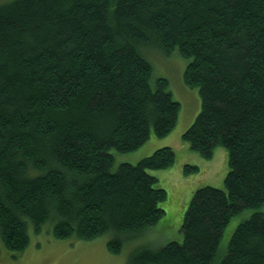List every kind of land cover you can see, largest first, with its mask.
Wrapping results in <instances>:
<instances>
[{
  "label": "trees",
  "instance_id": "obj_1",
  "mask_svg": "<svg viewBox=\"0 0 264 264\" xmlns=\"http://www.w3.org/2000/svg\"><path fill=\"white\" fill-rule=\"evenodd\" d=\"M150 50L188 59L200 109L182 136L204 158L225 146L229 169L223 187L194 190L181 240L138 245L127 264H264V0H0V243L13 254L29 224L56 238L110 233L119 252L164 214L149 170L172 166V147L115 166L110 151L176 123Z\"/></svg>",
  "mask_w": 264,
  "mask_h": 264
},
{
  "label": "rangeland",
  "instance_id": "obj_2",
  "mask_svg": "<svg viewBox=\"0 0 264 264\" xmlns=\"http://www.w3.org/2000/svg\"><path fill=\"white\" fill-rule=\"evenodd\" d=\"M147 56L152 62L154 73L168 79L172 96L179 102L177 124L175 123L176 126L174 125L163 136L151 134L134 150L110 149V151L115 166L120 162L135 164L158 147L164 145L172 147L175 152V163L168 168L149 170L158 177L156 184L166 190V198L160 203L164 208V214L154 226L147 229L146 233L143 231L131 237V240L125 241L119 252H111L108 249L110 233H103L92 239L56 238L50 229H45V226L40 232L35 233L29 224L30 239L22 252L13 254L0 243V264H127L132 249L138 245L159 247L169 240H181L180 226L183 214L196 188L202 185L224 186V177L229 169L227 148L216 145L212 156L204 158L190 148L182 136L200 109L197 88L187 85L182 78L188 59L175 50L171 54L150 50ZM186 164L194 165L198 170L185 173ZM259 208L264 209V204ZM254 210L252 207L245 208L231 217L223 230L221 247L227 245L237 223L247 218Z\"/></svg>",
  "mask_w": 264,
  "mask_h": 264
},
{
  "label": "bare ground",
  "instance_id": "obj_3",
  "mask_svg": "<svg viewBox=\"0 0 264 264\" xmlns=\"http://www.w3.org/2000/svg\"><path fill=\"white\" fill-rule=\"evenodd\" d=\"M177 50V49H176ZM162 57V56H161ZM162 59V58H161ZM168 87V86H167ZM194 87H196V86H194ZM198 87V86H197ZM187 111V110H186ZM178 119V118H177ZM177 124V123H176ZM176 124H175V126H176ZM181 132H182V130H181ZM156 145V144H155ZM143 147V146H142ZM150 149V148H149ZM174 153V152H173ZM137 160H139V159H137ZM226 161V160H225ZM227 165V164H226ZM228 169V168H227ZM160 172V171H159ZM216 176V175H215ZM223 176V175H222ZM162 183V182H161ZM184 191V190H183ZM229 229H230V227H229ZM228 230V229H227ZM100 244V243H99ZM92 245V244H91ZM98 248V247H97ZM95 249V248H94Z\"/></svg>",
  "mask_w": 264,
  "mask_h": 264
}]
</instances>
